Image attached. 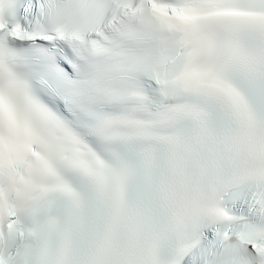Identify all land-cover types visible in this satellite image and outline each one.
<instances>
[{"label": "snow or ice", "instance_id": "6c2138e0", "mask_svg": "<svg viewBox=\"0 0 264 264\" xmlns=\"http://www.w3.org/2000/svg\"><path fill=\"white\" fill-rule=\"evenodd\" d=\"M0 264H264V0H0Z\"/></svg>", "mask_w": 264, "mask_h": 264}]
</instances>
